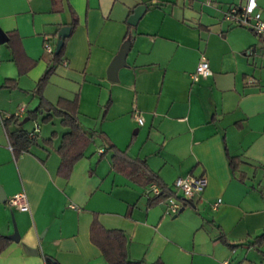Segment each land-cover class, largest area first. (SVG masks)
Instances as JSON below:
<instances>
[{"label":"crops","instance_id":"1","mask_svg":"<svg viewBox=\"0 0 264 264\" xmlns=\"http://www.w3.org/2000/svg\"><path fill=\"white\" fill-rule=\"evenodd\" d=\"M245 2L0 0V115L17 119L7 130L0 124V233L18 234L0 251V264H45V257L104 264L89 236L93 219L122 231L135 264H220L225 257L262 264L264 241L258 249L229 248L217 238L218 227L232 243L264 228V38L224 17ZM139 3L145 8L130 24L126 17ZM255 3L264 18V0ZM72 11L76 22L42 87L48 102L76 100L77 120L90 136L64 175L60 116L50 108L28 114L48 64L43 41L54 49L56 31L70 26ZM125 40L124 63L110 79L108 65ZM201 54L210 72L191 80ZM35 124L27 149L14 153L7 132ZM110 144L142 159L177 195L176 176L202 175L204 185L179 198L181 210L165 213L163 200L149 201V185L111 167ZM228 155L237 159L233 168ZM18 190L26 211L7 202Z\"/></svg>","mask_w":264,"mask_h":264},{"label":"trees","instance_id":"2","mask_svg":"<svg viewBox=\"0 0 264 264\" xmlns=\"http://www.w3.org/2000/svg\"><path fill=\"white\" fill-rule=\"evenodd\" d=\"M76 17L72 11L70 27L74 26ZM65 37L63 38L64 42ZM63 42L57 52L52 50L49 52L48 64L37 80L34 92L37 95L38 103L34 109L29 112V116H36L44 109H52L53 112L60 116V123L65 126V130L61 133L60 142L57 146V151L60 156L58 171L64 175H67L71 169L73 162L82 155L83 148L89 142L90 136L81 128L77 116H76V100L58 98L55 103L48 102L42 95V87L46 82L49 74L52 71L54 63L60 60V56L63 51ZM10 85H13L10 84ZM48 111V110H47ZM49 117V113H43L42 120ZM13 121L17 123V119L12 114L3 118V126L7 130L8 122ZM29 130L23 128H15L8 131L9 144L12 147L14 153L21 152L27 149L32 137L28 136ZM107 148H111L110 153V165L115 170L121 172L129 179L147 186L154 183L158 191L153 193L149 198V201L164 200L170 195H175L177 198H182L181 195H177L176 192L169 188L165 183L161 181L156 172L152 171L146 163L137 157H131L125 151L118 149L110 144ZM237 159L234 155H228V163L233 168L235 167ZM184 199V198H183ZM90 239L98 245L102 255L105 259L104 264H135L139 263V260H129L126 256L124 235L119 229H106L103 228L95 219H93L89 226ZM217 238L227 245L229 248H233L237 245L245 244L253 246L258 249L259 245L264 241V228L263 230L254 235L251 239L244 241V243H232L224 235L223 231L218 227ZM9 237L0 233V251L8 244ZM262 253V264H264V252ZM45 264H58L50 257L44 258ZM147 264H164L161 260L157 259Z\"/></svg>","mask_w":264,"mask_h":264},{"label":"built area","instance_id":"3","mask_svg":"<svg viewBox=\"0 0 264 264\" xmlns=\"http://www.w3.org/2000/svg\"><path fill=\"white\" fill-rule=\"evenodd\" d=\"M224 17L232 20L234 23L243 25L251 29L256 35L264 38V18L261 15L260 9L256 8L255 0H246L245 4L241 6H230L224 12ZM43 49L46 52L53 50L52 44L47 40L43 41ZM210 72L208 61L204 55H200L193 71L190 72L189 76L191 80H196L200 76H205ZM22 105L18 109L20 111ZM18 112H15L17 114ZM136 121L141 124L142 117L134 111L132 113ZM0 124L3 125V117L0 115ZM38 129L37 124L28 131V136H33L35 131ZM204 185V177L202 175H179L176 176L173 181V187L179 192L182 198H190L194 191L200 190ZM153 193L158 191L157 186L154 183L149 184ZM219 198H216L212 202L211 206L214 207L218 202ZM7 202L16 207L18 210H28V203L23 190H18L7 197ZM164 212L171 214L176 213L179 209L180 199L175 195H170L164 200ZM220 264H237L232 262L229 257L222 258Z\"/></svg>","mask_w":264,"mask_h":264},{"label":"water","instance_id":"4","mask_svg":"<svg viewBox=\"0 0 264 264\" xmlns=\"http://www.w3.org/2000/svg\"><path fill=\"white\" fill-rule=\"evenodd\" d=\"M145 5L144 4H136L131 13H129L126 17V21L130 24H134L135 21L138 19V17L141 15L142 11L144 10ZM70 26L67 24H63L60 25L56 31V38H55V43H54V52H57L62 44L63 38L67 35L68 31H69ZM0 35L2 36V33H0ZM128 47V40H125L122 45L120 46V48L118 49L117 53L115 54V56L112 58V60L110 61L109 65H108V77L110 79H114V71L115 69L119 66L122 65L124 63V55L126 52V49ZM0 199L4 200V193L0 187ZM182 207H179L178 210H181ZM9 238H12L13 240H17L18 239V234L16 232V230H13V233L7 235ZM24 248H26L23 245Z\"/></svg>","mask_w":264,"mask_h":264},{"label":"rangeland","instance_id":"5","mask_svg":"<svg viewBox=\"0 0 264 264\" xmlns=\"http://www.w3.org/2000/svg\"><path fill=\"white\" fill-rule=\"evenodd\" d=\"M45 124V123H44ZM48 126V124H46Z\"/></svg>","mask_w":264,"mask_h":264}]
</instances>
